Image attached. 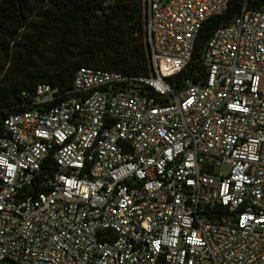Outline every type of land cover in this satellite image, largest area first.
Wrapping results in <instances>:
<instances>
[{
  "label": "built area",
  "instance_id": "built-area-1",
  "mask_svg": "<svg viewBox=\"0 0 264 264\" xmlns=\"http://www.w3.org/2000/svg\"><path fill=\"white\" fill-rule=\"evenodd\" d=\"M231 1L146 0L150 76L81 67L4 119L0 264H264V8L168 81Z\"/></svg>",
  "mask_w": 264,
  "mask_h": 264
},
{
  "label": "trees",
  "instance_id": "trees-1",
  "mask_svg": "<svg viewBox=\"0 0 264 264\" xmlns=\"http://www.w3.org/2000/svg\"><path fill=\"white\" fill-rule=\"evenodd\" d=\"M248 2L251 8H264V0ZM241 8L242 0H233L226 12L204 22L192 61L168 77L176 89L184 87L187 78L205 74L208 41ZM146 19V0H0V132L6 117L32 108L39 84L57 86L65 96L81 67L130 78L150 76ZM47 166H54L52 158L42 170ZM43 174L29 189L42 190L38 182Z\"/></svg>",
  "mask_w": 264,
  "mask_h": 264
},
{
  "label": "rangeland",
  "instance_id": "rangeland-1",
  "mask_svg": "<svg viewBox=\"0 0 264 264\" xmlns=\"http://www.w3.org/2000/svg\"><path fill=\"white\" fill-rule=\"evenodd\" d=\"M229 169H230V165H228V164H222V165L219 167L220 174H222V175H226V174H228Z\"/></svg>",
  "mask_w": 264,
  "mask_h": 264
},
{
  "label": "water",
  "instance_id": "water-1",
  "mask_svg": "<svg viewBox=\"0 0 264 264\" xmlns=\"http://www.w3.org/2000/svg\"><path fill=\"white\" fill-rule=\"evenodd\" d=\"M149 90V92H152V89H148Z\"/></svg>",
  "mask_w": 264,
  "mask_h": 264
}]
</instances>
